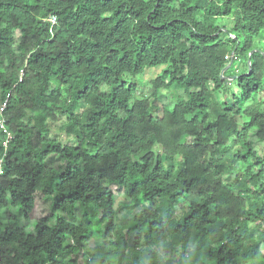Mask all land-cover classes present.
Segmentation results:
<instances>
[{"label": "trees", "instance_id": "trees-1", "mask_svg": "<svg viewBox=\"0 0 264 264\" xmlns=\"http://www.w3.org/2000/svg\"><path fill=\"white\" fill-rule=\"evenodd\" d=\"M259 36L264 0H0V264H264ZM161 66L135 98L124 77ZM57 116L65 145L44 137Z\"/></svg>", "mask_w": 264, "mask_h": 264}, {"label": "rangeland", "instance_id": "rangeland-1", "mask_svg": "<svg viewBox=\"0 0 264 264\" xmlns=\"http://www.w3.org/2000/svg\"><path fill=\"white\" fill-rule=\"evenodd\" d=\"M217 23H218V25H221L223 28L226 29V31L229 32V36L234 37L230 33V30L232 27V21L229 18L220 19L217 21ZM239 41H241V39ZM253 47H254L253 52H258L260 54H264V39H262L261 36H259V38L253 39ZM252 54L253 53L249 54V56L251 57ZM249 59L246 62L242 61L241 59L240 60L238 59L236 61L231 62L229 72H228V76L230 75L231 78L226 79L228 81V83L225 85L224 94H222V92H217L214 94L215 99H217V101H221V102L222 101H230L231 100V94H233V93L237 94L238 93L236 90L234 79H235V77L244 73V71H246V69H248V67L250 65ZM163 68H164L163 66L157 67V68H149V69L144 70V73L142 76L134 77V78L124 77V81L126 83H132V84L136 85L137 91L135 94V98H137V99H144V98L148 99L149 98V100H150L151 99L150 96L152 94V88L150 86V81H152L156 77V75L159 74L163 70ZM179 94L183 96V94L181 92ZM254 101L255 102L264 101V90H263V88L261 89V91L256 96H254ZM164 103L168 106V109H171L173 106L172 102L165 100L162 96H159L158 98L155 97L153 100V104L155 105V107L157 109H160L161 105ZM244 107H245V105L242 108H244ZM64 123H65L64 118L61 116H57V120L55 122L48 123V131L44 135V137L48 141H54L60 145H65L66 143H69L70 142L69 138H67L64 135V132L61 130V127ZM255 149L257 150V152L259 154L264 153V147H262V146L257 145V146H255ZM45 165L49 166V167H53V168L59 167L58 161L54 157H49L45 161ZM222 180L227 181V182L230 181L229 178H225V177H223ZM110 189L114 195V200H115L114 207L115 208H117L120 205L126 204L127 200L123 196V192L120 188H118L116 186H110ZM135 211H137V210L135 209L132 213H134ZM49 212H50L49 202L46 200H43L40 196L36 195L35 201H34V208L31 212V214L29 215L28 222L23 223V225H24L23 228L29 232L32 228L31 225L35 221H37L38 219L46 217L49 214ZM180 213L181 212H180L179 207H176L175 211H174L175 216H179ZM125 214H127L129 217L131 216V213H129V211H126L125 209L121 210L120 214L118 216L125 215ZM115 223H117V221ZM98 242H100V239H90L85 244V246H86V248H91L95 245V243H98ZM154 250L159 251L158 249H154ZM262 253L264 254V248H262Z\"/></svg>", "mask_w": 264, "mask_h": 264}, {"label": "built area", "instance_id": "built-area-1", "mask_svg": "<svg viewBox=\"0 0 264 264\" xmlns=\"http://www.w3.org/2000/svg\"><path fill=\"white\" fill-rule=\"evenodd\" d=\"M4 109H5V105L3 104L0 106V130L5 135V139L2 145L3 147H6L7 142L10 140V134L7 132L6 127L4 125V120L2 118Z\"/></svg>", "mask_w": 264, "mask_h": 264}, {"label": "water", "instance_id": "water-1", "mask_svg": "<svg viewBox=\"0 0 264 264\" xmlns=\"http://www.w3.org/2000/svg\"><path fill=\"white\" fill-rule=\"evenodd\" d=\"M224 70H225V69H224ZM224 70H223V71H224ZM223 71H222V72H223Z\"/></svg>", "mask_w": 264, "mask_h": 264}]
</instances>
